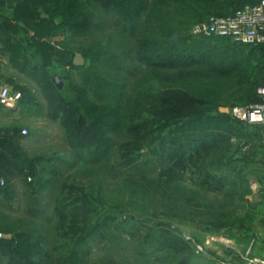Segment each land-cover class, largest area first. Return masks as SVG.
I'll return each mask as SVG.
<instances>
[{
  "label": "trees",
  "instance_id": "1",
  "mask_svg": "<svg viewBox=\"0 0 264 264\" xmlns=\"http://www.w3.org/2000/svg\"><path fill=\"white\" fill-rule=\"evenodd\" d=\"M204 1H209L206 6L189 4L190 20H195L189 24L191 32L196 22L211 14H234L259 0ZM169 8L171 0H0L2 52L17 71L40 87L50 115L60 119L72 157L89 170L84 173V168H78L58 181L61 170L54 157L29 154L21 143L22 129L2 127L0 176L6 184L0 185V201L14 197L15 181L20 179L30 197L49 187L59 190L52 218L43 210L31 212L55 224L57 242L52 244L64 264H87L83 258L90 246L107 239L108 259L116 258L122 243L139 241L125 246L134 257L118 255L122 263L216 264L213 258L203 260L207 252L219 256L214 250H199L194 239L172 228V221L195 214L194 206L201 204L195 201L200 198L214 213L234 202L238 184L230 181L226 171L235 170L243 157L237 158L233 138L249 143L262 139L264 125L223 111L210 96L209 83L239 73L241 104L260 102L264 44L248 46L228 37L187 33L173 27ZM99 13L115 17L122 30L137 33L133 47L123 49L124 58L107 55L98 42L73 49L56 41L62 34L89 36L96 27L111 23L96 20ZM159 23L169 29L163 32L160 26L159 31ZM78 51L84 54V64L75 62ZM125 61L137 64L138 78L107 77L112 68L121 72ZM59 77L65 80L63 88L57 84ZM8 81L20 92L22 104L37 103L30 87L11 77ZM120 134L130 136L118 146L124 162L135 161L142 148H149L161 163L157 178L148 179L144 173L126 177L133 198L130 204L137 209L124 217L109 210L101 213L109 207L102 192L105 180L89 192L79 177L91 179L98 172L103 179L111 175L105 166H97L109 163L119 144L115 136ZM64 163L70 167L75 162ZM190 177L194 182H189ZM212 193L224 197L210 201L207 196ZM8 218L0 216V264H52L46 234L33 224L12 225ZM212 223L215 231L231 225L221 219Z\"/></svg>",
  "mask_w": 264,
  "mask_h": 264
},
{
  "label": "rangeland",
  "instance_id": "2",
  "mask_svg": "<svg viewBox=\"0 0 264 264\" xmlns=\"http://www.w3.org/2000/svg\"><path fill=\"white\" fill-rule=\"evenodd\" d=\"M204 0H171V8L168 12L173 16L171 24L173 27H180L187 33H192L189 24L195 20H190V5L206 6ZM180 5V9L178 7ZM213 15V14H211ZM107 17H110L107 19ZM104 17V14L99 13L96 20H112L111 23H104L102 27H96L95 33L89 36H76L71 37L66 34L56 36V41H60V46L63 43H68L73 49H80L81 47L91 46V42H98V45L106 50L107 55L112 53L118 54L119 58H124L122 53L123 49H131L134 44V40L137 37V33H130L129 30H122L121 26L115 23V17L111 15ZM106 18V19H103ZM188 24V26L186 25ZM162 27L163 32L169 29L164 23H159L156 28ZM154 28V30L156 29ZM159 31L160 28H159ZM158 31V32H159ZM183 31L181 33H183ZM180 33V34H181ZM152 35H155L153 33ZM180 36V35H179ZM109 53V54H108ZM133 56V54H130ZM130 60V59H127ZM75 62L78 64L85 63V57L83 52L78 51L75 56ZM137 64L129 61H125L122 65V71L118 73L115 68H103L110 70L113 78L121 76L122 74L129 77H139V69H135ZM132 68V72L129 70ZM16 70V69H15ZM14 79L28 87H30L36 97L37 103L35 104H22L20 99L16 107L13 109L6 108L0 115V128L19 127L22 130L27 128L29 133L24 134L21 139V143L27 152L31 155H44L45 157L55 158L53 161L55 165H58L61 170V175L58 177V181L64 180L70 174L78 172V168L85 172H89L88 167L85 168L79 161H75L72 157V151L69 149L64 136V131L58 117H53L49 113L47 101L43 96L40 87L31 79L19 71H12ZM103 74V73H102ZM123 76V75H122ZM127 76V77H128ZM128 77V78H129ZM80 81V77L77 76ZM240 74L235 73L229 77H219L214 83H209L210 89L213 90L211 95L214 98V102L219 104L221 109L230 108L235 104H241L243 101L241 97L240 89ZM57 84L60 87H64L65 80L61 77L57 78ZM12 90L20 94L11 84ZM21 95V94H20ZM117 150L111 156L109 163H103L100 166H105L107 170L111 171V175H108L103 179V174L98 172L91 179L85 176H79L81 183L86 186L87 191L91 192L93 189L98 188L99 182H103L102 192L107 199L109 207H106L101 213L112 211L118 215L124 217L130 210L135 211L137 209L136 204H130L133 200L132 193L127 187L128 182L125 181L126 177L130 174L144 173L148 179L157 178L161 173V163L159 157L150 152L149 148H142L135 161L131 163L124 162L119 150V145L130 139L128 135H116ZM234 149L237 158L243 157L241 160H237L238 163L235 170H228L231 180H235L238 184L235 199L233 203H230L225 208L220 209L214 213V210H210V207L205 203L206 199H197L195 202L201 204L196 205L195 214L190 217H174L172 228L177 227L180 230V234L187 239H194L197 243V248L204 251L205 248L214 250L219 256L208 253L203 257L204 261L213 258L216 264H255L254 260L256 256L255 248L261 245L264 241V133L262 139L247 142V139L236 140ZM256 141V142H255ZM63 158L58 159L57 156ZM72 157V158H71ZM71 162L74 165L68 166L64 161ZM110 164V165H109ZM113 166L114 168H112ZM101 179V180H100ZM72 180V179H71ZM57 181V182H58ZM56 182V184H58ZM189 182H194L193 178H189ZM16 193L11 200L0 201V216L6 215L8 223L15 225L23 224L40 228L47 236L46 246L49 247L53 256L51 257L52 264H64L65 261L60 259V251L53 248L55 239V227L52 222L45 220L44 218L35 217L36 214L31 212L43 210L46 215L51 218L54 215V209L56 204V196L59 190L53 191L50 187L42 194H34L30 197V191H26L27 187L25 183L20 180L15 181ZM34 193V191H33ZM97 193V191H95ZM204 194V193H203ZM219 196H218V195ZM208 194L207 198L210 201L223 198L224 194L221 193ZM32 196V195H31ZM38 197V198H37ZM34 198V201L30 199ZM137 212V211H136ZM223 220L231 225L221 228L220 231L213 230L212 222L217 220ZM234 237H233V235ZM123 236L131 239L129 232L123 231ZM109 240L100 243H93L90 246L89 252L85 253L84 260L87 264H127L122 263L123 260L119 258V254H127V256L134 257V253L128 252L125 249L127 245L136 246L139 241H126L121 244L120 252L116 255V258L108 259V243ZM114 258L117 262H114ZM131 262L133 260L131 259ZM159 264L158 261H154Z\"/></svg>",
  "mask_w": 264,
  "mask_h": 264
},
{
  "label": "built area",
  "instance_id": "3",
  "mask_svg": "<svg viewBox=\"0 0 264 264\" xmlns=\"http://www.w3.org/2000/svg\"><path fill=\"white\" fill-rule=\"evenodd\" d=\"M196 35L206 37H228L244 45L264 44V0L250 3L230 15H210L204 20L196 22L192 27ZM260 102L251 104H235L229 108L233 118L250 124L264 125V86L259 88ZM21 95L14 92L8 85L0 86V104L13 109ZM23 135L29 133L27 128L22 130ZM1 150V148H0ZM6 180L0 176V185ZM2 232L0 231V237ZM255 264H264L263 258H255Z\"/></svg>",
  "mask_w": 264,
  "mask_h": 264
},
{
  "label": "crops",
  "instance_id": "4",
  "mask_svg": "<svg viewBox=\"0 0 264 264\" xmlns=\"http://www.w3.org/2000/svg\"><path fill=\"white\" fill-rule=\"evenodd\" d=\"M1 43H0V86L2 85H8L11 87V83L8 81V78H14L12 77V71H16L15 68L11 65V63L8 61L7 56L2 52L1 50ZM12 88V87H11ZM5 107L0 104V115L4 112ZM255 254L256 258H263L264 257V241L261 243V245L258 244L256 246Z\"/></svg>",
  "mask_w": 264,
  "mask_h": 264
},
{
  "label": "water",
  "instance_id": "5",
  "mask_svg": "<svg viewBox=\"0 0 264 264\" xmlns=\"http://www.w3.org/2000/svg\"><path fill=\"white\" fill-rule=\"evenodd\" d=\"M222 110L225 111V112H229V108H225V109H222Z\"/></svg>",
  "mask_w": 264,
  "mask_h": 264
}]
</instances>
